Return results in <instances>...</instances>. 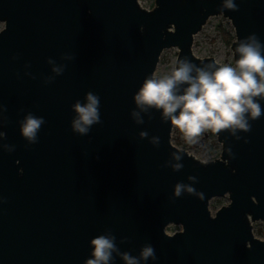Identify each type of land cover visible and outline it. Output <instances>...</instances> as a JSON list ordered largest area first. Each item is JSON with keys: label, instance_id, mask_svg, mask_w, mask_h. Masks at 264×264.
<instances>
[{"label": "water", "instance_id": "water-1", "mask_svg": "<svg viewBox=\"0 0 264 264\" xmlns=\"http://www.w3.org/2000/svg\"><path fill=\"white\" fill-rule=\"evenodd\" d=\"M222 3L0 0V264H85L98 235L115 237L110 264L139 258L146 244L156 258L140 264H264L253 230L264 224V115L249 132L215 133L221 156L203 160L172 139L159 110L133 100L165 50L216 62L193 53L211 17L231 22L233 55L249 35L264 43V0H235L236 11ZM89 92L100 97L101 123L81 136L72 105ZM29 113L45 120L35 144L21 133ZM226 196L212 215L210 202Z\"/></svg>", "mask_w": 264, "mask_h": 264}, {"label": "clouds", "instance_id": "clouds-1", "mask_svg": "<svg viewBox=\"0 0 264 264\" xmlns=\"http://www.w3.org/2000/svg\"><path fill=\"white\" fill-rule=\"evenodd\" d=\"M223 9L236 11L235 0H223ZM234 55L237 57L234 63L208 62L203 66L188 58L178 59L170 72L147 76L133 100L141 111L159 110L162 120L178 128L192 143L208 130L217 134L229 130L232 135L236 130L249 132L251 122L264 115V43L255 34L249 35L236 42ZM53 71L60 74L63 68L54 67ZM100 107V97L87 93L83 104L77 101L72 105L76 117L71 122V130L87 135L94 124L101 123ZM131 115L136 123H143L139 112L133 111ZM44 123L43 117L29 113L22 123L23 137L32 144L37 143V133ZM4 135L0 132V137ZM140 135L144 137L147 133ZM151 142L158 145L159 137H153ZM181 158L175 156L177 161ZM173 167L179 170L182 165L177 163ZM189 179L195 180V177ZM184 187L177 184L175 195L179 196ZM187 191L192 193L194 189L188 187ZM89 247L90 257L85 264H110L116 251L115 237L98 235L89 241ZM150 258H156L151 244L141 249L139 258L122 254L125 264H140V260L147 262Z\"/></svg>", "mask_w": 264, "mask_h": 264}, {"label": "rangeland", "instance_id": "rangeland-1", "mask_svg": "<svg viewBox=\"0 0 264 264\" xmlns=\"http://www.w3.org/2000/svg\"><path fill=\"white\" fill-rule=\"evenodd\" d=\"M142 5L147 7L155 5V0H141ZM5 28L4 23H0V32ZM232 37H235V31L231 22L222 15L211 17L202 31L195 36L193 53L197 58L207 59L213 58L217 63H234V55L231 49L232 43H229ZM179 50L172 48L162 53L160 63L155 75H164L175 66L178 58ZM172 139L199 158L211 159L221 156L222 145L218 142L217 136L211 130L205 131L200 137L196 138V142H190L185 135L174 126ZM229 196L223 198H215L210 202V211L214 215L223 204L229 203ZM180 226L167 228L172 232L181 230ZM254 233L264 237V224L257 222L253 224Z\"/></svg>", "mask_w": 264, "mask_h": 264}, {"label": "built area", "instance_id": "built-area-1", "mask_svg": "<svg viewBox=\"0 0 264 264\" xmlns=\"http://www.w3.org/2000/svg\"><path fill=\"white\" fill-rule=\"evenodd\" d=\"M139 3H140V6L142 8H144V9H146V10H152L154 8V6H155L154 4H152L150 6L145 7V6L142 5V1L141 0H139Z\"/></svg>", "mask_w": 264, "mask_h": 264}, {"label": "trees", "instance_id": "trees-1", "mask_svg": "<svg viewBox=\"0 0 264 264\" xmlns=\"http://www.w3.org/2000/svg\"><path fill=\"white\" fill-rule=\"evenodd\" d=\"M235 41V37H232L231 40L229 41V43H232Z\"/></svg>", "mask_w": 264, "mask_h": 264}]
</instances>
